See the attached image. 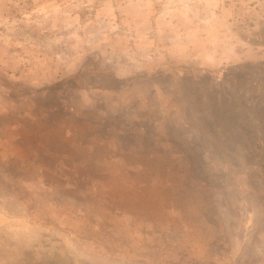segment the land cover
<instances>
[{
  "label": "rangeland",
  "instance_id": "rangeland-1",
  "mask_svg": "<svg viewBox=\"0 0 264 264\" xmlns=\"http://www.w3.org/2000/svg\"><path fill=\"white\" fill-rule=\"evenodd\" d=\"M0 264H264V0H0Z\"/></svg>",
  "mask_w": 264,
  "mask_h": 264
},
{
  "label": "trees",
  "instance_id": "trees-1",
  "mask_svg": "<svg viewBox=\"0 0 264 264\" xmlns=\"http://www.w3.org/2000/svg\"><path fill=\"white\" fill-rule=\"evenodd\" d=\"M236 130L238 131V133L240 132V131H242V125L240 124V125H236ZM161 140H163L164 141V139H161Z\"/></svg>",
  "mask_w": 264,
  "mask_h": 264
}]
</instances>
